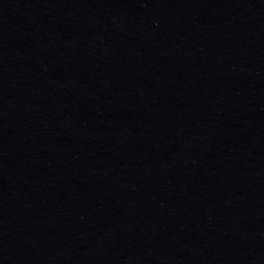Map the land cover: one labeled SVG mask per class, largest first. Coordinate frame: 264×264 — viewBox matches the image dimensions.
<instances>
[{
    "label": "water",
    "instance_id": "95a60500",
    "mask_svg": "<svg viewBox=\"0 0 264 264\" xmlns=\"http://www.w3.org/2000/svg\"><path fill=\"white\" fill-rule=\"evenodd\" d=\"M0 264H264V0H129L0 139Z\"/></svg>",
    "mask_w": 264,
    "mask_h": 264
}]
</instances>
